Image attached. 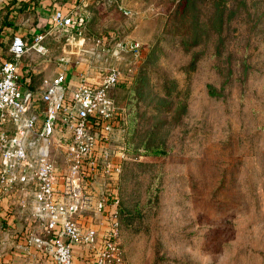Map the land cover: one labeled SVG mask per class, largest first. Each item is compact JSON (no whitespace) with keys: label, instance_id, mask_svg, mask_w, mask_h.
I'll return each instance as SVG.
<instances>
[{"label":"rangeland","instance_id":"1","mask_svg":"<svg viewBox=\"0 0 264 264\" xmlns=\"http://www.w3.org/2000/svg\"><path fill=\"white\" fill-rule=\"evenodd\" d=\"M87 11L48 57L121 72L110 145L125 157L108 180L128 216L127 264H264V0H91Z\"/></svg>","mask_w":264,"mask_h":264},{"label":"built area","instance_id":"2","mask_svg":"<svg viewBox=\"0 0 264 264\" xmlns=\"http://www.w3.org/2000/svg\"><path fill=\"white\" fill-rule=\"evenodd\" d=\"M84 23L73 11L56 10L50 25L33 38L16 35L12 58L0 66V189L19 185L32 191L23 204L41 228L30 226L24 234L29 248L37 251L27 264H75L77 245L83 246V264H127L120 240L121 196L108 180L120 174L125 157V150L115 153L110 145L120 115L110 89L120 82L121 72L115 67L94 70L88 63L74 87L63 69L35 91L18 71L27 51H47L49 34L59 29L80 32ZM120 44L141 53L137 39ZM58 58L69 62L65 54ZM53 145L63 150V174L52 156Z\"/></svg>","mask_w":264,"mask_h":264},{"label":"crops","instance_id":"3","mask_svg":"<svg viewBox=\"0 0 264 264\" xmlns=\"http://www.w3.org/2000/svg\"><path fill=\"white\" fill-rule=\"evenodd\" d=\"M90 2L91 0H0V66L3 59L12 57L10 47L16 35L33 38L36 33L50 25L56 10L63 14L73 11L79 20L86 21ZM54 38L59 39L58 30L47 36L48 46L46 45L45 53L30 50L19 61L18 71L24 84L35 91L44 89L45 80L54 77L63 69L67 71L69 85L74 87L87 68L88 63L85 62H60V55H55L56 60L52 62L48 56L51 54L50 50H53L49 45L55 43L51 40ZM35 101L39 107V94L35 95ZM58 186L62 187V182ZM31 194L32 191H24L19 185L6 192L0 189V264H27L37 254L24 240L28 227L41 230L40 226L32 221L30 207L23 204ZM97 224L103 227L102 223ZM82 256L83 246L77 245L75 264H80Z\"/></svg>","mask_w":264,"mask_h":264},{"label":"trees","instance_id":"4","mask_svg":"<svg viewBox=\"0 0 264 264\" xmlns=\"http://www.w3.org/2000/svg\"><path fill=\"white\" fill-rule=\"evenodd\" d=\"M222 15H223V11H222ZM9 58H12V57H9ZM117 192L120 193L119 188H117ZM121 202H122V200H120V203H119L118 215H119V219L121 221L122 227H123V222L128 218V216L126 213V209L124 208V206ZM53 264H55V263L53 262Z\"/></svg>","mask_w":264,"mask_h":264}]
</instances>
